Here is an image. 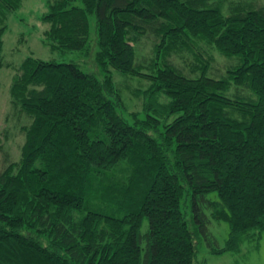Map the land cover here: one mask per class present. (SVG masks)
Here are the masks:
<instances>
[{"label": "trees", "instance_id": "1", "mask_svg": "<svg viewBox=\"0 0 264 264\" xmlns=\"http://www.w3.org/2000/svg\"><path fill=\"white\" fill-rule=\"evenodd\" d=\"M45 4L40 41L84 54L28 55L12 76L25 121L0 167V264H205L204 241L237 251L264 230V0Z\"/></svg>", "mask_w": 264, "mask_h": 264}, {"label": "rangeland", "instance_id": "2", "mask_svg": "<svg viewBox=\"0 0 264 264\" xmlns=\"http://www.w3.org/2000/svg\"><path fill=\"white\" fill-rule=\"evenodd\" d=\"M45 1L24 0L22 7L12 12L7 19L0 17V25H6V30L3 34V60L0 67V167H2L6 159L19 157L20 144L23 141V132L19 128L25 118H18L13 112L9 94L13 80L12 76L18 71L20 62L26 56L34 55L43 59L77 62L80 64L84 54L80 51L54 50L40 41L41 31L46 27V24L39 19L40 15L47 10ZM141 41L144 45L141 48V52L144 55L148 54L152 48L151 38H143ZM187 60L190 62L194 61L192 57ZM215 62H218L216 66H223L222 58L218 57ZM6 63L7 66H5ZM84 64L90 71L96 69L92 59H86ZM115 79L117 82H120L121 79L124 85L131 86L134 78L116 73ZM148 84L147 81H144L143 84L141 83L143 86ZM146 227L147 219L144 221V231ZM210 227L214 235L215 244L223 246L230 232L229 223L213 219ZM210 248L206 241L200 244L196 262H204L205 264H264V230H253L244 234L240 249L237 251L214 253L210 251Z\"/></svg>", "mask_w": 264, "mask_h": 264}]
</instances>
